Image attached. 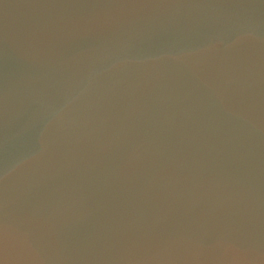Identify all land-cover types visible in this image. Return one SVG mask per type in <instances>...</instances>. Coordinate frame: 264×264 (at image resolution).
Returning <instances> with one entry per match:
<instances>
[{"label": "water", "instance_id": "1", "mask_svg": "<svg viewBox=\"0 0 264 264\" xmlns=\"http://www.w3.org/2000/svg\"><path fill=\"white\" fill-rule=\"evenodd\" d=\"M0 264H264V0H0Z\"/></svg>", "mask_w": 264, "mask_h": 264}]
</instances>
